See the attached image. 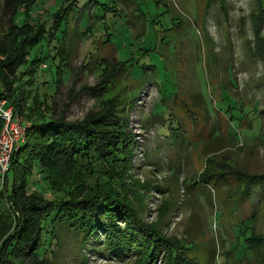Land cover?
I'll return each mask as SVG.
<instances>
[{"label":"rangeland","instance_id":"obj_1","mask_svg":"<svg viewBox=\"0 0 264 264\" xmlns=\"http://www.w3.org/2000/svg\"><path fill=\"white\" fill-rule=\"evenodd\" d=\"M107 1L110 11L87 4L85 12L70 13L60 43L38 51L43 61L30 87L50 80L55 52L60 81L44 82L38 94L45 92L47 104L56 112L63 108L68 120L87 114L124 119L134 145L124 170L111 176L129 187L126 197L141 220L169 243L183 242L195 264H264V246L256 241L264 237V188L254 184L240 196L241 178L264 174L261 0ZM58 3L0 0V61L14 50L12 22L47 21ZM157 107L165 123L144 127L141 120ZM170 107L174 118L186 117L171 143L165 128ZM189 112L193 120L184 115ZM65 169L58 165L54 178L63 179ZM10 175L7 170V180ZM33 179L30 188L42 186L50 198L35 167ZM50 245L53 264H137L133 253L111 260L86 250L78 255L68 242ZM149 264H167L166 255L159 252Z\"/></svg>","mask_w":264,"mask_h":264},{"label":"trees","instance_id":"obj_2","mask_svg":"<svg viewBox=\"0 0 264 264\" xmlns=\"http://www.w3.org/2000/svg\"><path fill=\"white\" fill-rule=\"evenodd\" d=\"M112 1L117 6L130 2ZM261 2L264 9V0ZM87 4H100L102 10L110 11L107 0H81V3L59 0L47 21L32 24L26 18L16 24L12 22L15 13L12 14L14 50L0 61V98L19 117L23 133L10 155L7 169L11 172L10 178L7 180L4 176L0 182V264H53L48 255L49 250L54 253L50 244L57 248L66 242L76 246L78 255L86 250L119 260L133 253L138 257L135 263L149 264L160 252L166 255L167 264H195L184 255L183 249L187 246L183 242L169 243L157 227L141 220L126 197L129 187L122 186L120 177L111 176L124 170L131 156L133 139L124 119L114 114H87L79 120H68L63 108L56 112L52 102L47 104L46 94H38V86L45 82L44 87H48L53 80V84L59 83L63 66L55 52L47 66L52 70L50 80L38 81L35 87H30L39 77L35 72L38 63L43 61L38 51L50 42L59 44L66 19L78 10L85 12L83 8ZM22 12L27 15L28 9ZM194 95L199 97L197 93L190 94ZM167 110L170 122L165 128L171 143L173 138H178V133H183L181 126L186 123L185 116L174 118L175 111L171 107ZM160 111L157 107L141 120L142 125L147 127L154 120L164 124V113ZM184 115L194 119V112ZM58 165L66 166L61 180L53 176ZM33 167L50 190V198L43 197L42 186L30 188L37 182L32 180ZM241 179L244 180L241 201L254 184L264 188V174ZM256 241L264 246V237Z\"/></svg>","mask_w":264,"mask_h":264},{"label":"built area","instance_id":"obj_3","mask_svg":"<svg viewBox=\"0 0 264 264\" xmlns=\"http://www.w3.org/2000/svg\"><path fill=\"white\" fill-rule=\"evenodd\" d=\"M0 118L2 126L0 128V182L4 179L5 172L9 166V159L12 150L20 140L23 127L19 117L5 99L0 98Z\"/></svg>","mask_w":264,"mask_h":264}]
</instances>
